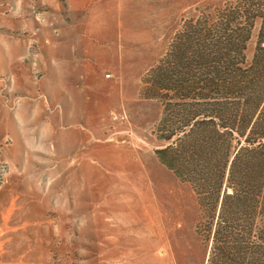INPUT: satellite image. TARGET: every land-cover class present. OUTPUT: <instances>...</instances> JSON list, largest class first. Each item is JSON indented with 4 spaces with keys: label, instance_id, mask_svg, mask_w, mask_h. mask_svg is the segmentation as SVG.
Instances as JSON below:
<instances>
[{
    "label": "rangeland",
    "instance_id": "1",
    "mask_svg": "<svg viewBox=\"0 0 264 264\" xmlns=\"http://www.w3.org/2000/svg\"><path fill=\"white\" fill-rule=\"evenodd\" d=\"M232 1L0 0V264H204L146 88L176 33Z\"/></svg>",
    "mask_w": 264,
    "mask_h": 264
},
{
    "label": "trees",
    "instance_id": "2",
    "mask_svg": "<svg viewBox=\"0 0 264 264\" xmlns=\"http://www.w3.org/2000/svg\"><path fill=\"white\" fill-rule=\"evenodd\" d=\"M187 24L148 72L147 97H165L159 136H174L155 154L194 193L204 264H264V0L219 4Z\"/></svg>",
    "mask_w": 264,
    "mask_h": 264
}]
</instances>
